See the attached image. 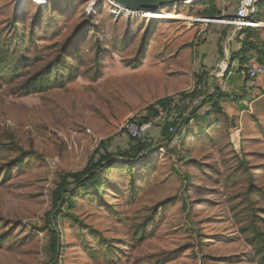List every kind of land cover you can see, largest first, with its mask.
<instances>
[{"label":"rangeland","instance_id":"rangeland-1","mask_svg":"<svg viewBox=\"0 0 264 264\" xmlns=\"http://www.w3.org/2000/svg\"><path fill=\"white\" fill-rule=\"evenodd\" d=\"M49 1L0 0V27L11 13L20 14L23 33H36L28 44L32 55L66 38L85 14L91 15L101 53L96 65L95 48L89 49L85 34L79 40L83 59L77 62L75 77L62 86L19 95L11 84L0 82V140L10 132L32 152L20 169L0 181V226L2 232L11 230L0 245V264L46 263L42 226L58 173L82 169L103 140L114 153L127 149L133 136L127 129L144 124L140 121L149 115V104L167 96L178 101V93L192 90L197 76L223 59L213 56L206 37L218 24L193 20L204 7L199 0L159 9L179 15L172 19L129 14L109 0H57L47 10ZM35 5L41 6L44 22L29 31ZM209 79L207 75L205 85L211 93ZM216 81L217 87H225L221 76ZM221 106L227 117L216 122L211 115L204 127L193 120L180 122L171 141L162 136L161 124L175 119L178 110L151 116L147 126L138 128L135 136L146 143L150 155L113 159L99 194L90 192V184L78 190L71 206L64 208L58 226L61 251L51 264H258L239 232L233 215L237 207L232 208L247 185L236 168L239 161L264 189V95L245 96L237 104L223 99ZM208 109L206 104L198 112ZM169 149L179 150L187 162L182 164ZM186 174L191 185L187 189ZM259 199L258 206L264 208ZM161 202L165 204L145 236L134 240L137 224ZM261 217L264 228V212ZM105 241L117 249L109 259L101 252Z\"/></svg>","mask_w":264,"mask_h":264},{"label":"trees","instance_id":"trees-1","mask_svg":"<svg viewBox=\"0 0 264 264\" xmlns=\"http://www.w3.org/2000/svg\"><path fill=\"white\" fill-rule=\"evenodd\" d=\"M198 3L213 7L212 0H199ZM56 4L57 0H50L46 9L48 10L50 6L54 8ZM20 5L21 3L18 4V6ZM259 6L264 7V1L259 2ZM35 8L36 11L28 23L29 31H33L34 26L44 22L41 17V6L35 5ZM200 14L205 17L212 16L206 9L201 10ZM90 16L85 14L84 20L77 24V27L66 38L53 41L42 50L31 55L29 45L36 33L29 32L25 35L19 26V23L22 22L21 15L11 13L8 23L0 27V82L11 84L12 92L19 95L42 91L53 86H62L75 77L77 62L83 59L79 40L85 34L84 42H90L89 49L95 48L94 62L97 65L101 53L100 39L95 32V28L91 27L92 25L89 23ZM29 65L32 67L31 69H28ZM206 76V72L198 75L192 90L182 91L176 95L179 97L178 101H176L175 96H167L149 104L146 107L149 115L142 116L140 124L149 122L151 116L157 117L163 112L170 113L178 110L175 119L171 116L170 119H165L161 124L162 136L167 141H171L175 132L179 130L180 122L188 125L190 120H193L198 127H204L208 125L211 115L216 122L221 120L222 117H227L221 106V100L229 99L231 95L216 85L211 93L208 92L205 85ZM195 99H199V101L192 106ZM243 99L244 96L233 97L236 104ZM206 104H209V109L202 114L199 113V109ZM106 142L105 140L100 142L99 147L95 149L82 169L58 173V181H55V187L50 191V208L45 213L44 225L42 226L46 236L43 251L48 257L47 262L44 264L56 263L58 260L62 246V233L58 226L63 218L64 208L71 206L74 198L79 193L78 190L90 184V192L99 194L101 192L99 186L103 184V179L109 174L113 166V159L122 158L125 161H130L138 158V160H142L150 155L146 143L138 137L130 136L129 147L116 153L109 151ZM184 149L185 147L182 144V150ZM169 150L174 152L178 161H181L182 164L187 162V159L181 155L179 150ZM3 152L15 153V155L12 157L2 156ZM31 153V151H26L21 147L12 138L10 132L6 133V138L0 140V181H5L13 170L20 169L26 156ZM96 155L97 157H95ZM242 164L243 162L239 161L236 168L240 170L241 175L246 179L247 185L239 194V201L232 208L237 207L233 215L237 218L239 232L252 250V256L258 264H264V228L262 227L263 217H261L264 208L258 206L259 198L264 201V189L253 183L251 173L248 172L246 167L243 168ZM128 177L130 178L129 189L133 192L135 187L133 175L129 173ZM184 178V186L187 189L191 186L189 184L190 179L187 174ZM104 184H109V180H105ZM164 204L161 202L150 207L148 216L143 218L134 230L135 234L133 236L135 237H132L134 240L138 241L145 236L148 226L153 222L158 210L163 208ZM1 221L0 219V224H2ZM1 227L0 245L11 234V230L2 232ZM93 232L95 233V231ZM86 248L93 252L91 246ZM114 248L109 241H105L101 252L109 259L111 254L117 250Z\"/></svg>","mask_w":264,"mask_h":264},{"label":"crops","instance_id":"crops-1","mask_svg":"<svg viewBox=\"0 0 264 264\" xmlns=\"http://www.w3.org/2000/svg\"><path fill=\"white\" fill-rule=\"evenodd\" d=\"M237 2L238 0H212L213 7L207 5L200 7V11L206 9L212 16L205 17L199 13V18L232 19ZM258 5V12L254 19L259 24L255 27L244 28L230 38L232 29L230 24L220 21L209 22H216L218 25L213 26L211 33L206 36L207 43H210L211 50L215 51L213 55L215 58L223 57L222 61L207 73L210 75V89L213 91L214 86H217L216 77L221 76L225 86H221V90L231 95V98L224 100H232L233 103L234 96L259 98L264 95V76L251 79L241 73L246 67L264 65V7H258ZM226 86L227 89H225Z\"/></svg>","mask_w":264,"mask_h":264},{"label":"built area","instance_id":"built-area-1","mask_svg":"<svg viewBox=\"0 0 264 264\" xmlns=\"http://www.w3.org/2000/svg\"><path fill=\"white\" fill-rule=\"evenodd\" d=\"M261 1H264V0H238L235 13L232 19L195 18V20L205 21L206 23H209L212 21H216V22L220 21L221 23L230 24L232 26V29L229 35V38H230L231 36H235L237 33H239L244 28L255 27L259 24L257 21H255L254 16L258 12L257 5ZM241 73L244 76L251 78V79L264 76V65H255V66L246 67L245 69L242 70ZM142 126H147V124L144 123L142 125H137V126L131 124L127 130L130 133H132L134 137H136L135 135L137 134L138 128L142 129L143 128Z\"/></svg>","mask_w":264,"mask_h":264},{"label":"water","instance_id":"water-1","mask_svg":"<svg viewBox=\"0 0 264 264\" xmlns=\"http://www.w3.org/2000/svg\"><path fill=\"white\" fill-rule=\"evenodd\" d=\"M117 5H121L133 11H156L169 4L184 2L187 0H111ZM194 2L198 0H193ZM192 2V0L190 1Z\"/></svg>","mask_w":264,"mask_h":264},{"label":"bare ground","instance_id":"bare-ground-1","mask_svg":"<svg viewBox=\"0 0 264 264\" xmlns=\"http://www.w3.org/2000/svg\"><path fill=\"white\" fill-rule=\"evenodd\" d=\"M108 1V0H107ZM111 1V0H109ZM187 2H190V0ZM111 3L116 6L118 9L122 10V11H125V12H128L129 14H140V15H161L164 19H172V18H176V17H179V15H175L171 12H162L161 10H156V11H133V10H130V9H127L121 5H117L115 3H113L111 1Z\"/></svg>","mask_w":264,"mask_h":264}]
</instances>
